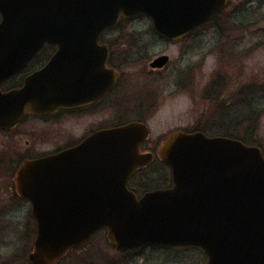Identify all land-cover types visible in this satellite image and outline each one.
Masks as SVG:
<instances>
[{
	"label": "water",
	"instance_id": "1",
	"mask_svg": "<svg viewBox=\"0 0 264 264\" xmlns=\"http://www.w3.org/2000/svg\"><path fill=\"white\" fill-rule=\"evenodd\" d=\"M228 0H0V85L22 71L44 45L58 51L24 85L0 92V129L27 113L50 114L77 104L62 98L63 63L90 65L101 32L139 14L171 41L208 21ZM105 57V53L103 54ZM65 59H69L65 61ZM160 60L156 61L159 62ZM72 100V101H71ZM148 130L129 123L101 130L78 146L26 161L18 194L31 202L36 237L32 264H53L106 230L118 249L194 246L206 264H264V155L229 138L175 132L158 152L172 186L137 198L132 173L149 164L140 153Z\"/></svg>",
	"mask_w": 264,
	"mask_h": 264
},
{
	"label": "flooded vegetation",
	"instance_id": "2",
	"mask_svg": "<svg viewBox=\"0 0 264 264\" xmlns=\"http://www.w3.org/2000/svg\"><path fill=\"white\" fill-rule=\"evenodd\" d=\"M231 4L232 0H228L209 21L177 41H171L155 32L150 19L144 15L120 19L100 34L98 45L106 49L93 50L97 57L90 60V65H80L76 59H73V64L62 61L59 66L62 70L61 78L72 82V86L62 85V98L68 101L72 99L77 104L50 114L27 113L11 127L0 129V178L7 179L0 186L1 189L4 186L5 190L3 199L26 203L27 215L34 222L31 204L16 192L15 174L21 165L26 161L72 149L97 131L131 122L147 126L149 135L139 144V150L153 154V160L148 166L133 173L127 183L128 189L137 196L141 195L142 183L145 181L143 178H146L144 172L149 173L153 168L158 170L153 177H149L150 184L155 186L153 188L170 187V169L159 159L158 152L165 138L171 135V82L183 88L187 97L190 127L180 131L200 132L207 136L237 135L240 121L245 124L242 119L245 108L240 103V87L237 79L235 81V74L230 75L228 70H224L231 63H223L221 57L220 60L217 57V65L205 63V58L214 54L220 56L222 53L227 57L233 54L238 62L239 54L245 53L248 58L252 52L250 49L240 53V37L231 36L253 24L249 21L246 25L240 24L238 16L241 9L232 8ZM140 17L148 20L150 32H112L122 23L128 24ZM201 35L208 36L204 38L208 41L210 37L216 38V46L210 44L208 48L207 42H201ZM196 42H199L198 46L206 47L195 50L193 47L197 46ZM224 42L229 47L222 49ZM174 45L184 47L181 58L177 60L171 59V46ZM57 51L55 46H43L22 71L0 85V91L6 93L21 88L29 76L47 66ZM158 60L160 61L156 62ZM180 66H183L182 70ZM252 94L250 93V100L246 104L247 124L254 117ZM149 121H155L157 132L159 131L154 144L150 140L152 130ZM242 127L244 129L245 125ZM27 229L30 231L26 234L28 244L30 233L35 230V222ZM102 232L104 231H99L98 235ZM25 246H22L21 256L16 260H28L29 250L26 251ZM14 257L13 254L9 260L13 261Z\"/></svg>",
	"mask_w": 264,
	"mask_h": 264
},
{
	"label": "rangeland",
	"instance_id": "3",
	"mask_svg": "<svg viewBox=\"0 0 264 264\" xmlns=\"http://www.w3.org/2000/svg\"><path fill=\"white\" fill-rule=\"evenodd\" d=\"M231 7H239L241 9L238 16L240 24L246 25L248 21L253 23L248 25L247 28L245 26V28H243L244 30H239L238 32L231 34L233 38L240 37L238 42L240 53L243 51L246 52L250 49H252V52L248 58L245 56V53H242L241 55L239 54L240 62L235 61L233 54L227 57L220 53V56L219 54H214V57L209 56L208 58H205V63L217 65V57L219 60L221 57L223 63H231L230 66H225L224 70H228L227 72L230 75L235 74V81L237 79V83L240 87V103H242L245 108V113L242 116L244 121L248 120L246 104L250 100V93H253L251 95V97L253 96L251 100L254 109L253 116H258L255 121L257 122V127L256 130L253 131V135H255V139L264 147V0H232ZM150 31V24L148 20L143 17L128 24L122 23L112 30L114 33H143ZM200 32H203V30ZM212 34L213 32L209 33L208 36ZM208 36L203 37V35H201V37H203L201 42H207L208 48L210 47V44L216 46V38L210 37V41L204 39ZM198 43L199 42H196L195 44L197 46L193 47L195 50L206 47L205 45L202 47L201 45L198 46ZM227 47L229 46L224 42L222 49ZM183 49L184 47L178 45L171 46V59L177 60L178 58H181V52ZM230 52L233 53V50H230ZM180 69L182 70L183 66H180ZM257 89L263 92V94H259ZM254 117L253 120L255 119ZM190 122L191 119L187 113V97L183 92V88H180L178 85H174L171 82V132L188 130ZM149 124L152 130L150 140L151 144H154L156 143L155 140L157 139L159 131L157 132V124L155 121H149ZM77 129L79 130V127H77ZM157 171L158 170H154L153 168V170H151L152 175H149V177H153ZM6 181L7 179L3 177L0 178V186ZM153 187L155 186H152L151 188ZM4 197L5 190L3 186L2 189L0 188V264H7L10 262L13 264H26L25 261L27 260H16V258L19 255L21 256L22 246L26 245V251L30 249L31 240L34 237L35 230L33 229L30 233L28 244L27 241L29 238L26 234L30 232L27 228L32 226L34 222H31L30 217L27 215L28 206L26 203H22L21 201H5L3 199ZM93 243L94 244L88 249L92 251L95 258H88V261L92 260L91 262H97L99 264H112L113 260H127L129 264H191V261H195L188 259V256L191 254L189 250L181 248L171 251L163 248H146L140 252L138 250L133 251L132 254L129 253L127 255L128 257L119 256V252L105 244L106 242L103 233L98 235ZM13 254L15 257L12 259L13 261H11L9 258ZM99 257H103L104 260H98ZM62 264H72V260H65ZM119 264L123 263L121 262ZM200 264L203 263L201 262Z\"/></svg>",
	"mask_w": 264,
	"mask_h": 264
},
{
	"label": "trees",
	"instance_id": "4",
	"mask_svg": "<svg viewBox=\"0 0 264 264\" xmlns=\"http://www.w3.org/2000/svg\"><path fill=\"white\" fill-rule=\"evenodd\" d=\"M263 91H264V86H263ZM257 92L259 94L260 93L263 94V92L259 91V89H257ZM254 118L255 119L252 121L251 124H247L248 121L245 120V122H246L245 123L246 124L245 125V129H243V130L241 129L242 131H240L239 134L234 136V138L240 139L243 142H245L247 144H250V145H257V146L261 147V149L264 152V147L260 144V142H258L255 139V135H253V131H255L256 127H257V122H255V121L258 118V116L254 117ZM242 124H243V121L241 120L240 121V126H242ZM249 129H252V131L248 132ZM144 173H145L144 176L146 178H143L145 181L142 183V186H143V191H146V190L150 189L153 186V185L150 184V178H149V175H152V172H149V173L144 172ZM158 186H156V187H158ZM88 248H89L88 245H85V246H82V247H80L78 249H74V250L70 251L67 254V257L64 260H72V264H99L97 262H91L92 260L88 261V258H92L93 257V255L90 254L91 250H89ZM168 249H169L168 251H171V250H178L180 248H175L174 247V248H168ZM181 249L189 250L191 252V254L188 256V259L189 260H195L193 262L191 261V264H195V263L200 264L201 262L204 263L205 256H204L203 252L200 249L194 248V247L181 248ZM132 251H135V250L125 251V252L121 253L120 256L128 257L127 255L129 253L132 254ZM93 258H95V257H93ZM98 260H104V259H103V257H99ZM110 260H113V259H110ZM113 262H112V264H119L121 262L123 264H129L127 260H113ZM62 263H64V261H62V262H60L58 264H62ZM187 264H189V263H187Z\"/></svg>",
	"mask_w": 264,
	"mask_h": 264
}]
</instances>
